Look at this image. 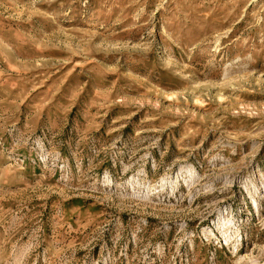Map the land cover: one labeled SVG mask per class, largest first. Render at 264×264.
Listing matches in <instances>:
<instances>
[{"label": "rangeland", "instance_id": "obj_1", "mask_svg": "<svg viewBox=\"0 0 264 264\" xmlns=\"http://www.w3.org/2000/svg\"><path fill=\"white\" fill-rule=\"evenodd\" d=\"M264 264V0H0V264Z\"/></svg>", "mask_w": 264, "mask_h": 264}, {"label": "bare ground", "instance_id": "obj_2", "mask_svg": "<svg viewBox=\"0 0 264 264\" xmlns=\"http://www.w3.org/2000/svg\"><path fill=\"white\" fill-rule=\"evenodd\" d=\"M248 263H249V264H258L259 261H258V259H252V258H251V260L248 261Z\"/></svg>", "mask_w": 264, "mask_h": 264}]
</instances>
